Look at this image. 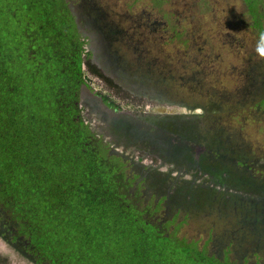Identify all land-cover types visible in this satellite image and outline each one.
<instances>
[{
	"label": "trees",
	"instance_id": "16d2710c",
	"mask_svg": "<svg viewBox=\"0 0 264 264\" xmlns=\"http://www.w3.org/2000/svg\"><path fill=\"white\" fill-rule=\"evenodd\" d=\"M67 4L0 0V218L13 244L37 264H239L155 223L159 206L83 118L84 62L113 83L83 61Z\"/></svg>",
	"mask_w": 264,
	"mask_h": 264
},
{
	"label": "rangeland",
	"instance_id": "374dc122",
	"mask_svg": "<svg viewBox=\"0 0 264 264\" xmlns=\"http://www.w3.org/2000/svg\"><path fill=\"white\" fill-rule=\"evenodd\" d=\"M130 1L99 0L106 19L116 24L123 35L110 43L107 54L102 49H94V55L87 45L85 48L88 61L103 75L105 73L114 85L105 84L100 81V78L106 81L104 78L85 70L84 62L85 78L90 86L108 95L122 109H128L131 103L140 111L145 106L153 108L152 112L165 109L188 113L201 109L204 124L213 121L214 130L209 139L213 151L218 154L205 166L210 176L200 181L191 179V175L183 179L154 175L151 180L144 181L141 189L144 201L152 202L157 198L158 202L165 194L169 195L166 202L158 205L153 221L167 225L177 212L172 211L174 208H179L182 218V211L191 209L196 202L198 205L188 213L178 234L198 239L202 245L212 233L214 244L209 248L212 253L218 255L223 244L229 240L234 242V238L222 236L223 242L219 244L216 234L241 228L238 223L264 238V109L254 106V99L264 94V57L256 54L257 28L249 25L252 21L246 12V3L243 0H139L132 8L128 4ZM107 5L109 8L103 11ZM142 7H146L145 12L136 10ZM261 9L259 12L264 11ZM124 11L132 20H137L138 16L148 20L139 26L131 23L123 15ZM3 17L7 18V14ZM160 21L166 24L160 25ZM84 29L88 34L89 30L85 26ZM205 73L207 84L202 78ZM150 75L152 81L160 84L161 96L162 92L151 93L148 89L146 80ZM200 87H209V94L202 92ZM243 93L246 99L240 100ZM135 95L140 100H135ZM85 99L90 104L83 106L82 116L93 128H100L99 137L107 144L109 138L117 137V130L94 115V111L99 112L91 97ZM208 114L212 117H207ZM124 145L111 144L112 148L129 155L131 149H123ZM152 164L155 170L146 172L167 173L171 168L174 172L176 168L181 171L187 168L184 159L159 164L155 158ZM207 165H211L210 169ZM227 207L230 213L225 212ZM200 214H203L201 226L196 221ZM2 215L0 209L1 218ZM236 232L245 234L244 229ZM246 245L248 255L255 248L264 256V244L251 248L252 243L247 241ZM0 264L35 262L21 245L7 244L4 236H0Z\"/></svg>",
	"mask_w": 264,
	"mask_h": 264
},
{
	"label": "flooded vegetation",
	"instance_id": "af4514ba",
	"mask_svg": "<svg viewBox=\"0 0 264 264\" xmlns=\"http://www.w3.org/2000/svg\"><path fill=\"white\" fill-rule=\"evenodd\" d=\"M67 5L74 17L76 22L77 30L80 34H83L87 38H83L85 43L84 48L91 50L95 55V50L102 49L104 53H108L110 43L115 41L117 38H120L122 34V30L117 27L116 24L108 21L106 19V15L102 13L100 10L99 0H66ZM139 0H131L128 4L134 8V4ZM246 3V12L252 21L250 26H255L257 28V38L259 39V34L264 32V3L263 0H243ZM254 4H252V3ZM147 7V6H146ZM146 7H142L140 10L136 9L140 12H145ZM109 8V5L103 7L104 9ZM124 16L128 17V20L131 23H136L139 26L144 24L145 19L143 16H138L137 20H132L130 15L124 11ZM143 15V14H142ZM261 22V24L258 23ZM166 21H160V25H165ZM84 26L89 30L88 34L85 33ZM94 38H92V35ZM138 45L133 49L134 52L138 49ZM86 51V50H85ZM256 54L260 55L261 58L264 57V54L260 52H256ZM117 60V58H115ZM88 61V58H87ZM99 66V65H98ZM101 68V67H100ZM103 70V68H101ZM104 72V70H103ZM95 75V74H93ZM105 75V73H104ZM128 75V73L126 74ZM97 76V74L95 75ZM107 77V75H105ZM207 76L205 73L202 78L207 84L208 82L204 79ZM99 77V75L97 76ZM132 76L129 74V78ZM100 78V77H99ZM146 80V79H145ZM100 81L105 82L100 78ZM146 82L149 84L148 89L150 92H162L160 90V84L151 80V75L148 76ZM85 85L87 87V94L91 97L92 103L93 100H98L101 105H98L96 110L99 112L95 113L102 123H107L110 128H114L117 130L116 138H109V142L107 146L111 154L119 156L122 158L126 166L127 175L130 179L136 182V184L141 185V189L144 186V181L151 180L154 175L159 177L166 176L167 178L174 179H183L185 175H191V179H196V181H200L203 177L210 176L209 172L206 171V164L214 161L213 156L218 154L213 151L214 147L210 144L211 141L209 139L212 131L214 130L213 121L207 124H204V117L201 114V109H195L193 112H179V111H170L165 109H158L157 112H152L153 108H144L143 110H139L136 108L135 104L131 103L128 109H122L119 105L115 104L113 100L106 94H103L101 90L94 87V85L89 84L88 80H85ZM202 92L206 95L209 94V87L203 88L200 87ZM163 94L160 93V96ZM91 95V96H90ZM102 95L107 96L109 99H105ZM134 95V94H133ZM136 96V95H135ZM87 98V97H85ZM135 99V98H134ZM158 99V98H157ZM246 99L244 93L240 95V100ZM84 100V106L90 104L87 99ZM135 100H140L139 96H136ZM151 101V98H148ZM254 106L259 109H264V94L259 95L254 99ZM147 103V102H146ZM154 104H160L159 101H154ZM95 106V104L93 103ZM154 110V109H153ZM104 114V116L102 115ZM106 116V117H105ZM207 117H212V114H208ZM198 119V120H197ZM87 121V120H86ZM88 125L95 131V133L101 136L99 130L100 128H93L90 121ZM205 126V130L203 127ZM112 133H110L111 135ZM109 135V136H110ZM106 144V143H105ZM111 144H125L122 148H130L131 153L129 155H124V153L119 152V148L111 146ZM158 160L159 164H163L166 162H172L178 159H184L186 161L187 168L183 171L181 169L176 168L174 172L171 168L169 172H153L145 171V170H155L152 162ZM249 159V157H248ZM149 161V162H148ZM188 161V162H187ZM238 162H236L237 164ZM241 164H247L244 162H240ZM248 165V164H247ZM208 169H210L211 165H207ZM251 168V166L248 165ZM174 175V176H173ZM212 177L209 178L211 180ZM212 185V184H210ZM134 189V188H133ZM224 194L223 192H221ZM158 196V195H157ZM169 195L165 194L161 197V199L157 202V198L154 199L155 206L159 204H163L168 200ZM206 200L205 197H201ZM243 201V200H241ZM238 201V202H241ZM147 202V201H145ZM198 204L193 202L191 209L182 211L183 217L180 218L179 208L176 207L172 211H177L174 215L173 219L175 223H181L183 225L187 220L188 213L193 210ZM226 213H230L229 207L225 209ZM203 218V214H200L196 221L199 226L202 225L201 221ZM241 228L244 229L245 234L239 235L236 231L239 229H234V231L224 230L220 235L216 234V241L221 244L223 242V237L234 238V242L225 243L222 245L220 249V253L217 255L212 253L209 248L214 244V238L212 233L208 235L203 244L206 245V249L209 254L216 255L221 260L224 258H228L230 261H236L239 264H264V256H260L257 249H252L251 254L248 255L246 252L247 245L246 242L252 243V247L254 246L260 248L261 245L264 244V238H259L252 229H249L242 224ZM179 226V227H180ZM172 228L174 225L171 226ZM0 236L4 238L7 237L9 239L8 244H13L12 241V232L3 220L0 218ZM255 233V235L253 234ZM223 236V237H222ZM6 239V238H5ZM190 239V238H189ZM7 243V242H6ZM16 243V242H15ZM199 244V243H198ZM202 244V245H203ZM200 245V244H199ZM200 245V246H202ZM24 252L32 258V261L36 262V259H33L30 252H27L26 247L21 246ZM29 253V254H28ZM239 255L240 259L239 260ZM238 257V258H237ZM37 264V263H35ZM42 264V263H39Z\"/></svg>",
	"mask_w": 264,
	"mask_h": 264
},
{
	"label": "water",
	"instance_id": "95a60500",
	"mask_svg": "<svg viewBox=\"0 0 264 264\" xmlns=\"http://www.w3.org/2000/svg\"><path fill=\"white\" fill-rule=\"evenodd\" d=\"M88 89H87V87H86V85L85 84H83L82 86H81V92H80V103H81V105H82V103H83V99H85V97H89L87 94H89L88 93V91H87ZM91 96V95H90ZM94 102H96L98 105H101V103L98 101V100H94ZM92 129V128H91Z\"/></svg>",
	"mask_w": 264,
	"mask_h": 264
},
{
	"label": "clouds",
	"instance_id": "9594fccd",
	"mask_svg": "<svg viewBox=\"0 0 264 264\" xmlns=\"http://www.w3.org/2000/svg\"><path fill=\"white\" fill-rule=\"evenodd\" d=\"M257 51L264 54V32L259 34V40L257 43Z\"/></svg>",
	"mask_w": 264,
	"mask_h": 264
}]
</instances>
